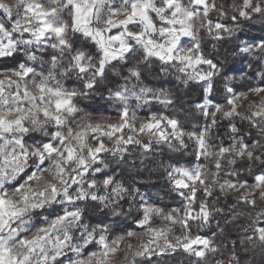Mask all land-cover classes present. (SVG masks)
Listing matches in <instances>:
<instances>
[{"label": "snow or ice", "instance_id": "6c2138e0", "mask_svg": "<svg viewBox=\"0 0 264 264\" xmlns=\"http://www.w3.org/2000/svg\"><path fill=\"white\" fill-rule=\"evenodd\" d=\"M257 17L264 19V0L227 6L216 0H0V264H163L178 252L194 258L191 264H207L219 251L216 233H193V225L202 229L226 213L247 221L239 247L264 252V39L237 44L239 53L254 58L248 67L260 83L247 92L225 83L221 105L210 97L222 68L203 54L199 37H232L242 21ZM154 61L158 74L175 69L185 84H201L204 102L197 107L210 123L185 131L163 112L136 116L132 101L174 104L170 92L145 83ZM109 71L123 83L110 88ZM101 88L118 105L117 122L77 120L79 101ZM221 119L228 142L213 144L212 129ZM129 145L145 153L156 146L179 153L191 147V167L165 166L181 198L178 207L166 211L106 171L101 154L122 159ZM230 196L235 203L227 204ZM88 203L117 218L125 215L124 204L127 214L135 207L140 242L127 239L136 231L110 239L103 220L86 223L81 205ZM155 217L164 223L156 226ZM216 264H241L237 240Z\"/></svg>", "mask_w": 264, "mask_h": 264}, {"label": "trees", "instance_id": "16d2710c", "mask_svg": "<svg viewBox=\"0 0 264 264\" xmlns=\"http://www.w3.org/2000/svg\"><path fill=\"white\" fill-rule=\"evenodd\" d=\"M229 26H232L231 20L224 21ZM201 41V50L204 55L211 58L215 63L221 66L222 75L215 79L216 92L210 97L214 104H226L224 100V85L229 83L230 86L238 92H247L248 87L256 86L260 83L257 77L252 76L255 68H249V63L255 64L254 58L245 54L239 53L237 44L240 41H247L249 43L259 42L264 39V19L259 17L251 21H242L240 29L234 36L229 37L225 34L223 40H215L209 37L206 33L199 34ZM189 46L190 43L187 42ZM4 62H0L2 65ZM206 68L207 66H203ZM39 70V69H38ZM121 70V65H117V71ZM159 73V62L154 61L153 65L145 73L147 83L150 87L156 90L163 89L170 92L174 100L172 106L165 107L152 101L149 104L136 105L132 101L135 113L139 117L146 116L150 111L163 112L168 116L178 119L185 131H192L196 128L202 129L206 123H210V118L206 119L197 107L198 104H203V88L201 84L188 81L186 84L180 73L175 69H170L167 74ZM234 77L230 81H226L223 77ZM109 87H115L118 83L123 81L119 76H115L111 71L108 73ZM67 86L71 87L69 83ZM108 91L101 88L97 94L79 101V107L82 112L79 116H105L109 118H117L119 116L118 105L114 104L108 99ZM247 106H245V109ZM238 126L247 128L246 122L236 121ZM227 121L219 120L217 126L212 129L213 138L212 143H219L223 138L227 143ZM191 146V141L188 142ZM129 151L124 154L123 158L113 157L110 154H104L103 158L108 165L106 169L110 174H114L117 179H125L126 183L138 188L146 200L155 203L157 206L164 208L166 211L178 207L181 198L172 191V184L168 179L165 166L172 164L181 167H191L196 161L191 154V147L186 153H179L171 151L167 146H156L153 151L145 153L143 149L138 146L129 145ZM201 163L211 164V160H203ZM199 195V193H198ZM139 199V197H137ZM235 203L233 197H229L227 204ZM224 199L220 201V206L227 208ZM84 210V219L86 223L95 225L103 220L104 224L110 226L109 238L113 239L119 236H125L127 231H140L134 219L139 215L136 208L133 207L131 214L128 213V204H124L125 215L117 218L112 215H101L100 211L91 203L81 205ZM240 211L245 209L240 208ZM220 222L219 228L216 221ZM155 224L162 220L159 217L154 218ZM245 218L241 217L235 221L231 220L230 216L217 215L211 224L200 229L193 225V233L199 232L201 235L212 236L214 244L219 248L215 254H209L207 264H216L218 260L226 259L230 251V241L237 240V254L241 258V264H264V252L261 249H255L245 252L239 247L238 235L241 233V226L246 224ZM178 229V228H177ZM78 235V233H77ZM228 245V247H225ZM94 246H90L92 248ZM194 258H189L182 252H178L170 257L164 259L163 264H191Z\"/></svg>", "mask_w": 264, "mask_h": 264}, {"label": "rangeland", "instance_id": "374dc122", "mask_svg": "<svg viewBox=\"0 0 264 264\" xmlns=\"http://www.w3.org/2000/svg\"><path fill=\"white\" fill-rule=\"evenodd\" d=\"M216 2H217L218 4H221V3H222V4H225V5L227 6V5L231 4V3L233 2V0H216ZM213 16L215 17V14H213ZM183 41H184V46H185V47H189V45L187 44L188 41H185V40H183ZM251 99L258 100L259 97L252 96ZM242 103L244 104V106H247L248 103H249V101L245 100V101H243ZM83 116L86 117V119H88V120H90V121H93V122L100 121V122H104V123H116V122H117V119H118V117H117V118H109V117H105V116H92V115H88V116H87V115H83ZM136 116H137V114H136ZM80 117H81V116H77V120H79ZM137 117H138V118H142V117H139V116H137ZM144 117H145V116H144ZM137 123H139V120H137ZM73 127H75V124H73ZM146 139H147V137H145V140H146ZM29 142H31V141H29ZM106 145H107V147H109V148L113 147V144H112V142H110V141H106ZM104 154H106V153H102L101 155L103 156ZM163 223H164V222L161 221L160 223L155 224V225H156V226H161ZM177 228H178V229H177ZM140 231H141V230H140ZM140 231H137L138 236H136V237H132V238H127V239H130V242H131L133 245H136V244H138V243L140 242V239H141V237H140V235H139ZM176 234H177V235L179 234V226H178V225L176 226ZM113 239H115V238H113ZM123 247H124V244H121V248H122V249H123ZM89 250H94V247L89 248ZM69 255H72V254L69 253ZM119 259H120L121 261L123 260V251H121V253L119 254ZM65 264H67V260H66V259H65Z\"/></svg>", "mask_w": 264, "mask_h": 264}, {"label": "crops", "instance_id": "0c3cea01", "mask_svg": "<svg viewBox=\"0 0 264 264\" xmlns=\"http://www.w3.org/2000/svg\"><path fill=\"white\" fill-rule=\"evenodd\" d=\"M182 40L188 41V38H182Z\"/></svg>", "mask_w": 264, "mask_h": 264}]
</instances>
